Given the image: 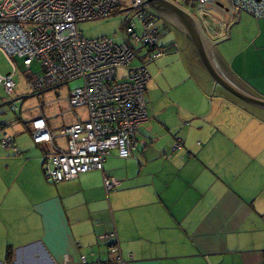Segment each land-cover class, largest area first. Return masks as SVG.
<instances>
[{"label": "crops", "instance_id": "0c3cea01", "mask_svg": "<svg viewBox=\"0 0 264 264\" xmlns=\"http://www.w3.org/2000/svg\"><path fill=\"white\" fill-rule=\"evenodd\" d=\"M215 2L222 26L200 28L264 100V19ZM171 26L178 42L167 47L185 52L202 93L149 111L133 155L106 158L114 190L101 171L53 183L44 173L51 149L15 135L16 151L5 149L0 137V264H118L103 239L113 232L124 264H264V109L216 85L190 37Z\"/></svg>", "mask_w": 264, "mask_h": 264}, {"label": "built area", "instance_id": "2783aa9c", "mask_svg": "<svg viewBox=\"0 0 264 264\" xmlns=\"http://www.w3.org/2000/svg\"><path fill=\"white\" fill-rule=\"evenodd\" d=\"M216 0H196L202 9ZM239 12L264 19V0H227ZM120 0H0V52L12 63L8 75L0 74V86L11 95L18 73L14 58L27 69L41 65V73L31 81L34 92H45L75 80L82 85L67 98L71 111L85 109L87 120L77 115V122L61 131H52L45 118L33 121L32 138L37 145L51 149L44 162L46 178L53 183L73 181L82 174L101 171L107 192L119 182L105 174L106 158L114 152L128 159L137 147V135L150 121L146 92L151 75L146 66L132 68L139 44L156 60L168 53L160 47L162 27L146 0H134L133 7L120 11ZM131 13L122 38L88 39L79 24L115 15ZM177 47V45H175ZM18 112L17 102L9 103ZM81 116V115H80ZM0 123L1 143L15 148V140ZM67 139L64 147L56 144ZM177 144L176 150H181ZM20 155V153H17ZM118 264H124L117 233L103 236ZM86 264V257H82Z\"/></svg>", "mask_w": 264, "mask_h": 264}, {"label": "rangeland", "instance_id": "374dc122", "mask_svg": "<svg viewBox=\"0 0 264 264\" xmlns=\"http://www.w3.org/2000/svg\"><path fill=\"white\" fill-rule=\"evenodd\" d=\"M120 1V11H127L133 7L134 0ZM171 1L189 10L192 15L200 18L198 20L208 22L213 28L222 26V14L217 10L216 2L207 4L202 9H199L196 6V0ZM226 1L227 0H221L223 4H225ZM131 16V13H126L115 15L109 19L83 22L79 24V30L88 39L103 37H110L113 39L117 37L122 38L126 22ZM158 23L162 27L159 46L167 47L170 42L177 43L178 39L176 38L172 26L164 22L162 18L158 19ZM135 48L136 59L132 63V68L146 66L151 75V81L148 85V92L146 95L150 113L151 110L152 113L159 112L168 105L169 99L180 101L185 96H192V98H195L196 95L202 93L201 90L189 83L190 75L187 69L188 66L184 60L185 52H171L173 49H169L168 53L161 58L150 61L149 57L152 53L148 52L147 48H143L139 44H137ZM13 62L16 64L18 70L15 77L16 88L14 93L8 95L5 88L0 86V123L8 124L7 131L9 134L12 137L15 135L18 142L28 143L30 145L33 143V138L28 131V126L31 125L35 119L45 117L53 126V130L58 132L72 125L76 117L69 109L67 98L72 91L82 85V81L75 80L42 93L34 92L30 87V82L35 75L40 74L41 65L36 62L31 69H27L23 65L21 59L14 58ZM12 69L13 66L11 61L0 52V74L8 75ZM213 97L211 100H213ZM11 101L17 102L18 112L12 110L9 105ZM193 105L194 104L191 102L188 104L189 107ZM77 113L80 114L83 119L86 118L85 120H87L85 109H79ZM159 118L157 121L160 120ZM142 128H144V126ZM139 137L140 133L138 140Z\"/></svg>", "mask_w": 264, "mask_h": 264}, {"label": "water", "instance_id": "95a60500", "mask_svg": "<svg viewBox=\"0 0 264 264\" xmlns=\"http://www.w3.org/2000/svg\"><path fill=\"white\" fill-rule=\"evenodd\" d=\"M152 10L192 40L216 85L243 102L264 109V100L250 92L232 73L224 59L202 32L198 19L171 0H146Z\"/></svg>", "mask_w": 264, "mask_h": 264}, {"label": "trees", "instance_id": "16d2710c", "mask_svg": "<svg viewBox=\"0 0 264 264\" xmlns=\"http://www.w3.org/2000/svg\"><path fill=\"white\" fill-rule=\"evenodd\" d=\"M157 15V14H156ZM157 18L158 19H161L158 15H157ZM261 20V19H260ZM166 24V23H165ZM41 73V72H40ZM35 76H37V75H35ZM35 76L31 79V81L35 78ZM31 83V82H30ZM46 92V91H45ZM146 94H147V92H146ZM147 108H148V105H147ZM13 110V109H12ZM14 111V110H13ZM14 112H17V111H14ZM148 113H149V110H148ZM150 116V115H149ZM15 140V139H14ZM40 146H44V145H40ZM64 182H67V181H64ZM62 183V182H61ZM57 184V183H56ZM83 257H85V256H83ZM87 259V258H86Z\"/></svg>", "mask_w": 264, "mask_h": 264}, {"label": "clouds", "instance_id": "9594fccd", "mask_svg": "<svg viewBox=\"0 0 264 264\" xmlns=\"http://www.w3.org/2000/svg\"><path fill=\"white\" fill-rule=\"evenodd\" d=\"M157 14V13H156ZM158 15V14H157Z\"/></svg>", "mask_w": 264, "mask_h": 264}]
</instances>
